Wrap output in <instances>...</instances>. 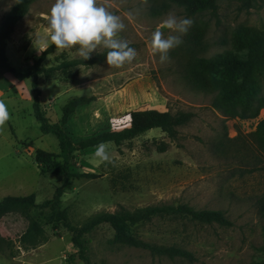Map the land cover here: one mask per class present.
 <instances>
[{
	"label": "rangeland",
	"instance_id": "374dc122",
	"mask_svg": "<svg viewBox=\"0 0 264 264\" xmlns=\"http://www.w3.org/2000/svg\"><path fill=\"white\" fill-rule=\"evenodd\" d=\"M17 0H0V23ZM54 0H35L17 22L7 39L6 52L12 65L29 70L50 42L46 17ZM120 18L124 28L116 38L128 41L136 55L119 66L106 60L86 65L61 67L70 60L83 61L73 45L55 49L41 62L52 67L39 77L42 104L52 121H57L72 97L94 96L79 105L65 125L74 141L96 136L108 129H120L130 122L134 109L190 111L193 116L171 139L154 127L120 144L104 142L108 160L94 155L95 146L74 152L71 169L92 172L95 177L74 178L62 196V207L71 223L80 225L100 211L120 206L133 209L157 203H188L195 208L221 209L231 220L228 226L187 218H154L137 228L143 239L158 244H175L190 250L194 258L153 256L148 250L110 243L112 228L100 224L87 235V261L72 255L78 248L71 234L59 222L44 223L49 240L34 248L19 242L18 231L26 221L15 214L0 219V264H250L264 256V218L257 198L264 193V148L255 131L264 118V108L254 118L229 117L212 105L213 95L194 87L186 75V36L195 23L206 32L200 54L213 55L231 46L239 25H264V0L246 7L242 0H218L217 13L204 11L187 16L176 0H97ZM168 15L188 17L193 23L184 34L162 25ZM159 28L163 38L179 35L182 43L168 50L161 62L149 40ZM104 49L97 45L89 57ZM88 57V58H89ZM8 71L0 72V101L9 118L0 124V198L35 193L38 202L53 196L62 176L40 173L36 148L58 153V139L42 133L33 114L31 89L15 85ZM264 95V74L260 80ZM165 141L168 147L159 151ZM61 163L62 158L57 157ZM50 208L38 207L43 215ZM86 262V263H85Z\"/></svg>",
	"mask_w": 264,
	"mask_h": 264
},
{
	"label": "trees",
	"instance_id": "16d2710c",
	"mask_svg": "<svg viewBox=\"0 0 264 264\" xmlns=\"http://www.w3.org/2000/svg\"><path fill=\"white\" fill-rule=\"evenodd\" d=\"M35 0H17L3 15L0 23V72L8 71L19 80L29 81L32 93L33 114L39 122L42 133H53L58 139L59 152L54 153L43 148H36L34 157L40 173H56L62 176L51 198L41 202L36 200L35 193L27 195H5L0 198V219L8 214H15L26 221V226L19 230V242L25 248H34L49 240L44 223L59 221L71 234V241L78 250L73 253L72 260L78 256L87 261V235L100 224L106 223L113 230L110 243L117 246H133L148 250L153 256L169 258H186L192 260L193 253L175 244H158L143 239L137 233V228L154 218H187L204 223H218L228 226L232 222L221 209L195 208L188 203H157L129 209L120 206L114 211H100L88 217L82 224L70 222L67 210L62 207V196L70 187L74 178L95 177L92 172H74L71 169L74 152L95 146L101 142L112 141L120 144L130 140L145 131L158 127L171 139L177 138L179 127L192 118L190 111L159 110L157 108L134 109L129 112L130 122L120 129H108L96 136L80 141H74L67 132L65 125L70 115L79 105L86 104L94 96L79 95L70 98L62 109L61 117L52 121L46 114L42 104L39 77L48 73L52 67L41 64L46 55L53 52L56 46L49 43L34 60L29 70L16 68L8 59L7 39L17 22L28 12ZM183 6L187 16H194L204 11L217 13L218 0H176ZM248 7L255 0H242ZM206 27L203 23L193 24L186 36L188 56L186 59V75L189 82L196 88L213 95L212 105L229 117L254 118L264 108V95L259 94L260 80L264 74V25L261 27L239 25L231 36V46L210 56L200 54ZM107 49L96 52L83 61H66L61 67H69L77 63L93 65L105 61ZM255 134L264 148V118L259 121ZM168 143L161 141L157 145L159 151H164ZM61 157L62 162L56 158ZM260 215L264 218V193L257 198ZM38 207H48L50 211L43 215L34 214ZM264 233V225H263ZM86 263V262H85ZM76 264V263H74ZM100 264H110L102 260ZM250 264H264V256Z\"/></svg>",
	"mask_w": 264,
	"mask_h": 264
},
{
	"label": "clouds",
	"instance_id": "9594fccd",
	"mask_svg": "<svg viewBox=\"0 0 264 264\" xmlns=\"http://www.w3.org/2000/svg\"><path fill=\"white\" fill-rule=\"evenodd\" d=\"M46 20L47 40L57 49L78 45L79 55L87 59L97 45H102L107 49L106 63L115 66L131 61L136 55L135 49L129 46L128 41L116 38L117 33L125 27L120 18L99 5L97 0H54ZM192 23L191 18H177L174 15H168L162 21L164 27L180 34L186 33ZM181 43L179 35L163 38L159 28L152 32L149 40L151 51L159 53L161 62L168 59L169 49ZM8 118L6 105L0 101V124ZM94 155L101 162L108 160L103 142L96 145Z\"/></svg>",
	"mask_w": 264,
	"mask_h": 264
},
{
	"label": "crops",
	"instance_id": "0c3cea01",
	"mask_svg": "<svg viewBox=\"0 0 264 264\" xmlns=\"http://www.w3.org/2000/svg\"><path fill=\"white\" fill-rule=\"evenodd\" d=\"M14 83H15V85H24L25 86V88H26V90L28 91V88H27V86H28V84H27V82L25 81V80H19V79H17L16 78V80L14 81ZM28 93H29V91H28ZM30 95V97L32 98V94H29Z\"/></svg>",
	"mask_w": 264,
	"mask_h": 264
},
{
	"label": "built area",
	"instance_id": "2783aa9c",
	"mask_svg": "<svg viewBox=\"0 0 264 264\" xmlns=\"http://www.w3.org/2000/svg\"><path fill=\"white\" fill-rule=\"evenodd\" d=\"M76 259V258H75ZM75 259H74V261H75Z\"/></svg>",
	"mask_w": 264,
	"mask_h": 264
}]
</instances>
